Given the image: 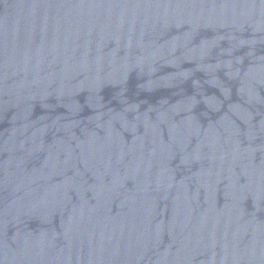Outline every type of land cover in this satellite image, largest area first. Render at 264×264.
I'll return each mask as SVG.
<instances>
[{"label": "water", "instance_id": "95a60500", "mask_svg": "<svg viewBox=\"0 0 264 264\" xmlns=\"http://www.w3.org/2000/svg\"><path fill=\"white\" fill-rule=\"evenodd\" d=\"M0 264H264V0H0Z\"/></svg>", "mask_w": 264, "mask_h": 264}]
</instances>
